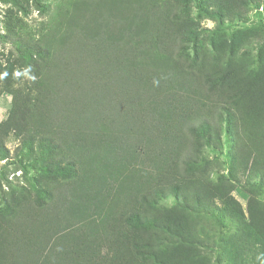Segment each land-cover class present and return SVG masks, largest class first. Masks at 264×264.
<instances>
[{
  "label": "trees",
  "instance_id": "1",
  "mask_svg": "<svg viewBox=\"0 0 264 264\" xmlns=\"http://www.w3.org/2000/svg\"><path fill=\"white\" fill-rule=\"evenodd\" d=\"M177 1L78 0L74 21L16 40L34 79L10 92L0 154L13 131L57 182L43 199L3 201L0 264H205L185 244L194 212L231 206V188L197 162L222 129L238 169L264 188V73L197 54L199 25ZM199 1L214 17L263 2ZM244 234L233 262L264 264V239Z\"/></svg>",
  "mask_w": 264,
  "mask_h": 264
},
{
  "label": "rangeland",
  "instance_id": "2",
  "mask_svg": "<svg viewBox=\"0 0 264 264\" xmlns=\"http://www.w3.org/2000/svg\"><path fill=\"white\" fill-rule=\"evenodd\" d=\"M77 1L0 0V123L7 120L12 108L10 92L25 91L26 85L34 79L24 66L16 40L19 37L38 40L62 17L74 21L73 9ZM199 2H176L182 17L199 25L196 53L210 59L235 62L247 76L260 77L264 73V0L259 9H241L238 14L210 9V12L219 13L217 17L201 12L196 7ZM85 13L90 15V11H80V15ZM188 49V54L193 57L192 44ZM222 130L218 145L202 146L197 162L205 164L212 184L231 188V206L226 200L216 199L203 214L194 212L190 218L194 239L185 244L192 258L205 264H235L231 242L244 234L243 229L245 239L251 238L258 244L264 239V188L259 185L260 178H250L238 169L235 144ZM4 144L8 154L7 158L0 154V208L5 209L11 196L15 195L31 200L43 199L45 188L52 189L57 182L51 178L57 176L40 170V164L33 161L36 154L32 158L27 155L21 137L13 131L4 139ZM173 203L169 199L161 204L170 206Z\"/></svg>",
  "mask_w": 264,
  "mask_h": 264
}]
</instances>
